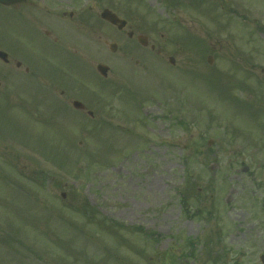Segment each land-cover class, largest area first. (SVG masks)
Segmentation results:
<instances>
[{
    "label": "rangeland",
    "instance_id": "rangeland-1",
    "mask_svg": "<svg viewBox=\"0 0 264 264\" xmlns=\"http://www.w3.org/2000/svg\"><path fill=\"white\" fill-rule=\"evenodd\" d=\"M90 5L127 26H62L67 49L0 8V49L85 85L23 97L18 71L0 79V264H264V1Z\"/></svg>",
    "mask_w": 264,
    "mask_h": 264
},
{
    "label": "flooded vegetation",
    "instance_id": "flooded-vegetation-1",
    "mask_svg": "<svg viewBox=\"0 0 264 264\" xmlns=\"http://www.w3.org/2000/svg\"><path fill=\"white\" fill-rule=\"evenodd\" d=\"M80 2L81 0H16L8 5L0 3V8H3V10L10 9L15 11V13L29 16L33 26L39 31H43L44 35L46 34V38L51 34L50 32L59 34L58 29L61 36L58 37L56 34L57 37L53 39V43L60 41L65 44V48H71L77 46L79 42L73 39V37L64 39L62 32L64 28L66 30L70 26L71 29L86 32L94 42H96V36H99L97 31L102 20L100 12L98 9L91 7V5L87 8L81 7ZM102 21L110 25L107 21ZM62 26L64 28L61 29ZM91 58L93 57L88 55L86 58L87 64L91 62ZM78 59L83 60V57H65L63 61L65 63L68 60L75 61ZM253 61L255 63L253 67L258 71L256 72V76L260 77L259 80L256 78V85L260 87L258 88L259 91H261V88L264 91V52L262 56H254ZM48 62L49 60L45 58L46 64L38 65L33 61L23 60L19 55L13 54L10 56L7 51V56L3 57L2 60L0 59V77L5 79L6 74L9 75L11 70L18 71L16 75H20L19 80H21L22 87L19 90L13 89V91H28L29 96H36L37 91H60L61 95L64 94V91H82L81 88L85 85L81 84L82 87H74L67 82L65 78L66 66H64V70H61L60 74H57L55 71L52 72L50 65L46 66ZM87 68L91 75H97L94 66L88 65ZM6 89L3 88V91Z\"/></svg>",
    "mask_w": 264,
    "mask_h": 264
},
{
    "label": "water",
    "instance_id": "water-1",
    "mask_svg": "<svg viewBox=\"0 0 264 264\" xmlns=\"http://www.w3.org/2000/svg\"><path fill=\"white\" fill-rule=\"evenodd\" d=\"M15 0H0V2H4V3H10L13 2ZM101 16L105 19H107L108 21H110L113 24H118L119 28H122L125 24V21L123 20H119L113 13H111L108 10H104L101 13ZM139 40L142 44H146V40L144 37H139ZM110 48L112 50H115L116 47L114 44L110 45ZM97 69L100 71V73H102L103 75L106 73L107 68L105 66L102 65H98Z\"/></svg>",
    "mask_w": 264,
    "mask_h": 264
}]
</instances>
